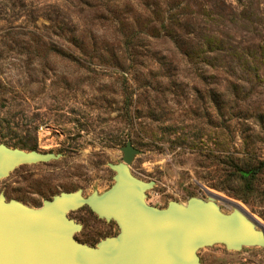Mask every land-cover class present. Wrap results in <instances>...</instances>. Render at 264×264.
Here are the masks:
<instances>
[{
  "label": "rangeland",
  "instance_id": "1",
  "mask_svg": "<svg viewBox=\"0 0 264 264\" xmlns=\"http://www.w3.org/2000/svg\"><path fill=\"white\" fill-rule=\"evenodd\" d=\"M154 1L169 11L170 0ZM222 1L215 29L227 57L211 68L176 49L152 0H0V144L59 156L20 166L0 194L34 208L62 192L100 195L131 142L132 174L155 183L147 204L212 199L225 214L239 205L264 231V169L252 189L236 173L264 162V0ZM68 217L81 243L119 234L87 206ZM198 255L264 264L261 247Z\"/></svg>",
  "mask_w": 264,
  "mask_h": 264
},
{
  "label": "water",
  "instance_id": "2",
  "mask_svg": "<svg viewBox=\"0 0 264 264\" xmlns=\"http://www.w3.org/2000/svg\"><path fill=\"white\" fill-rule=\"evenodd\" d=\"M122 152L123 161L109 165L114 184L100 195L62 192L34 208L1 193L0 264H202L198 251L217 244L234 251L264 248V231L239 205L225 214L212 199L172 201L164 209L147 204L146 193L155 183L137 179L130 170L140 151L128 142ZM58 158L0 144V180L20 166ZM84 206L115 222L119 234L95 247L77 241L82 226L68 215Z\"/></svg>",
  "mask_w": 264,
  "mask_h": 264
},
{
  "label": "trees",
  "instance_id": "3",
  "mask_svg": "<svg viewBox=\"0 0 264 264\" xmlns=\"http://www.w3.org/2000/svg\"><path fill=\"white\" fill-rule=\"evenodd\" d=\"M152 1L156 6L153 14L156 15L165 36L175 43L179 52L189 58L200 55L202 63L207 67H222L220 63L225 56L222 54L225 51V43L219 41L218 30L215 29L222 12L226 10L222 0H170L166 3L169 7L168 15L156 1ZM193 7H197L198 11H192ZM212 8L215 12H210ZM70 35L75 36V31L70 30ZM227 51L233 52L234 48L229 46ZM232 55L233 53H229L228 57ZM230 59L229 68L233 64V59ZM263 169L264 162L253 168H237L236 173L245 181L247 187L252 189L253 181Z\"/></svg>",
  "mask_w": 264,
  "mask_h": 264
}]
</instances>
